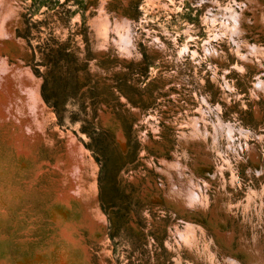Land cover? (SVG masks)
<instances>
[{"label": "rangeland", "instance_id": "rangeland-1", "mask_svg": "<svg viewBox=\"0 0 264 264\" xmlns=\"http://www.w3.org/2000/svg\"><path fill=\"white\" fill-rule=\"evenodd\" d=\"M9 1L2 264H67L70 239L81 264H250L248 243L264 254V97L254 86L264 71L220 21L245 0ZM260 2L245 9L244 34L264 48ZM219 121L236 127L234 140ZM173 162L199 187L193 208L168 198ZM72 171L80 193L65 210Z\"/></svg>", "mask_w": 264, "mask_h": 264}, {"label": "bare ground", "instance_id": "bare-ground-1", "mask_svg": "<svg viewBox=\"0 0 264 264\" xmlns=\"http://www.w3.org/2000/svg\"><path fill=\"white\" fill-rule=\"evenodd\" d=\"M210 1L212 4H214L216 2V0H208ZM246 2H243V6H240V12L231 8L232 12L230 14H226L222 16L221 24L223 25L224 29H226L227 31H229L232 37L233 42L236 44V46L238 47L239 50H245L246 54L243 52H239V54H242V56H244V60L249 64H257L259 68H263L264 71V48L259 46L256 43H250L248 42V39L246 37V35L244 34L245 32V26H244V22L248 21V18H246V15L244 14L245 9L249 8V9H255L258 8L257 6H261V2L260 0H245ZM9 0H0V5L2 6H6L9 4ZM205 2V1H204ZM223 10V9H222ZM255 14V13H254ZM4 17H0V34L2 32H4L5 37H10V31L8 33L5 32V30H3V26L1 27V21L3 20ZM232 24V25H231ZM231 25V26H230ZM218 31V30H217ZM226 33V32H225ZM4 35H0V36H4ZM236 35V36H235ZM120 36H124L123 34H120ZM2 45V43H1ZM0 45V47H1ZM248 54V55H247ZM243 60V61H244ZM257 62V63H256ZM243 68V67H242ZM241 68V69H242ZM17 69V68H16ZM20 78H22V82L24 80V76L25 73L23 71H21V69H17ZM17 72V71H15ZM9 73H12V71H9L8 68L5 66L3 59L0 58V88L2 90L7 89V94L9 93V89L12 87V80L11 75H9ZM17 75V74H16ZM18 76V77H19ZM262 76H264V73L262 74ZM17 77V78H18ZM26 79V78H25ZM18 80V79H17ZM20 81V80H19ZM21 87L23 91H25V93L28 94L29 98H30V106H32V110L37 109V98L35 96V92H33V94L30 93L33 91L32 88H30V86L28 87L26 84ZM20 84V85H21ZM254 86L256 87V89L258 90L259 93L262 94V96L264 97V79L261 77H257L256 81L254 82ZM6 87V88H5ZM20 88V89H21ZM28 91V92H26ZM24 93V92H23ZM254 93V92H253ZM258 95V94H256ZM11 98V97H10ZM15 99V98H14ZM9 102V101H8ZM10 106L12 107V109H15L17 111V108L20 107V104L17 103V101H11ZM35 104V105H34ZM8 106V105H7ZM16 107V108H15ZM10 111V110H9ZM35 116H37V112L34 114ZM16 117V115H15ZM2 119V118H1ZM218 125L221 126L222 130H226L227 131V135H229L230 140H234L236 137V134L234 131L237 130L236 127H234L231 124H225L221 121L218 122ZM203 131V130H200ZM234 133V134H233ZM220 133L217 132L215 133V135H213V140H215V143L218 142V137ZM201 139L205 140L204 135L200 136ZM212 140V139H211ZM229 140V141H230ZM193 141L195 142H199L196 139ZM200 143V142H199ZM226 143V142H225ZM246 146H248L247 142L245 143ZM235 146V145H234ZM239 147L243 148V144L241 143L239 145ZM249 149V148H248ZM238 150V149H237ZM250 155L255 157L256 154L252 151L250 152ZM250 156V157H251ZM176 158V157H175ZM161 159V158H160ZM164 159V158H163ZM177 161V160H176ZM172 162V161H171ZM170 168H173L171 170H165L164 171V175L167 176L170 180L171 186H172V190H170V192L168 193V198L172 201L175 202V204L177 205H183V206H188L190 208H193L195 205H198L201 202L202 199V195L200 193H198V189L199 187H197V185H194V181H193V176L189 175V174H185L180 166L179 162H173V163H169ZM188 168V167H187ZM190 169V168H189ZM188 172V171H187ZM220 172V171H218ZM72 175V179L74 181V186H76V190H73L70 192V195L64 199H62V201L60 200L59 203H62V207L65 208V210H69L72 203H73V196L72 194H74V191H77L80 193V188H79V184L76 183V179H77V174L71 173ZM195 180V179H194ZM206 181V180H205ZM209 183V182H208ZM207 183V184H208ZM187 184L191 185L190 187L187 186ZM204 185V184H203ZM175 188V189H174ZM187 188V189H186ZM73 192V193H72ZM222 192V191H221ZM264 193V189L262 191ZM72 193V194H71ZM260 196V195H259ZM264 199V198H263ZM204 203V201H203ZM219 203V202H218ZM210 205V204H209ZM218 207V206H217ZM67 208V209H66ZM87 218H90L89 216ZM189 218V217H188ZM190 219V218H189ZM86 220V219H85ZM87 222V221H86ZM85 222V223H86ZM91 222V221H90ZM190 222V221H189ZM192 223V222H191ZM68 225V224H67ZM194 226V225H192ZM202 227V226H201ZM71 229V228H70ZM200 229V228H199ZM69 230V229H68ZM197 231V230H196ZM204 231V230H203ZM66 232V231H65ZM64 232V234H65ZM68 233V231L66 232ZM206 233V232H205ZM70 234V233H69ZM66 235V234H65ZM196 235V234H195ZM201 235V233H200ZM70 238L69 235L66 236V238ZM72 237V236H71ZM206 237V235H205ZM228 239H231V236H227ZM67 238V239H68ZM73 238V237H72ZM208 238V237H207ZM5 240L3 241V239L0 237V264H2V257L4 256V252L2 251V249L5 251V248H2V243L4 246V243L6 242L7 238H4ZM206 239V238H205ZM78 240V239H76ZM68 242V243H67ZM75 242V241H73ZM72 242V239H70L69 241H66V245H67V249H68V256L71 258H74V260H69L70 258L68 257V261L67 264H81V261L79 260V257H77V250L76 247H74V243ZM205 242V241H204ZM206 243V242H205ZM73 244V245H71ZM76 245V244H75ZM78 245V244H77ZM210 245V244H209ZM255 247H253L251 245V243H248L247 245H242L240 251L241 252H245L247 253V259L248 262L250 264H264V254L263 251L261 249L260 246H258V244L254 243ZM80 246H82V244H80ZM84 246V245H83ZM174 246V245H173ZM210 249V248H209ZM63 250V249H62ZM83 250V249H82ZM85 250V249H84ZM80 253V252H78ZM213 253V252H212ZM60 254V253H59ZM62 256V255H61ZM60 257V256H59ZM228 258V257H225ZM62 259V258H61ZM229 259L231 260L232 264H240L239 260L237 257H232L230 256ZM11 260V259H10ZM63 260V259H62ZM3 264H8L7 261H5V263L3 262Z\"/></svg>", "mask_w": 264, "mask_h": 264}]
</instances>
